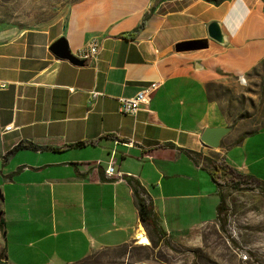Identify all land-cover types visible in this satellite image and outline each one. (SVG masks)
Here are the masks:
<instances>
[{"label": "crops", "instance_id": "1", "mask_svg": "<svg viewBox=\"0 0 264 264\" xmlns=\"http://www.w3.org/2000/svg\"><path fill=\"white\" fill-rule=\"evenodd\" d=\"M60 38L74 56L92 38L99 52L73 64L51 51ZM263 63L262 0H80L38 27L0 23L3 262L74 264L123 246L143 227L137 195L167 236L216 220L204 158L264 182V125L202 144L203 128L223 125L208 85ZM151 85L144 109L120 112Z\"/></svg>", "mask_w": 264, "mask_h": 264}, {"label": "rangeland", "instance_id": "2", "mask_svg": "<svg viewBox=\"0 0 264 264\" xmlns=\"http://www.w3.org/2000/svg\"><path fill=\"white\" fill-rule=\"evenodd\" d=\"M78 1L0 0V23L19 29L38 27L65 16ZM208 89L223 126L246 133L264 125V63L247 74L211 82ZM219 190L218 219L172 236L143 225L148 243L134 239L123 246L98 248L74 264H264V184L245 190L221 186ZM2 255L1 251L0 264H6Z\"/></svg>", "mask_w": 264, "mask_h": 264}, {"label": "trees", "instance_id": "3", "mask_svg": "<svg viewBox=\"0 0 264 264\" xmlns=\"http://www.w3.org/2000/svg\"><path fill=\"white\" fill-rule=\"evenodd\" d=\"M217 1H221V0H217ZM138 30L139 28L131 32H126L122 34V36L133 37L138 32ZM204 159H206L207 161L208 173L211 179L218 187L225 186L233 190H245V189L258 188L264 184V182L258 180L253 176L238 172L236 169L225 163L223 159H211L208 157ZM137 206L139 210L140 219L143 225L146 228H151V230L156 231L162 235H165V232L162 230L161 226L156 220V217L153 214L150 204L146 203V201L139 195H137ZM221 209H222V199L220 195V201L217 207L216 219H218V214L221 211ZM0 228L3 229V223L1 220H0Z\"/></svg>", "mask_w": 264, "mask_h": 264}, {"label": "built area", "instance_id": "4", "mask_svg": "<svg viewBox=\"0 0 264 264\" xmlns=\"http://www.w3.org/2000/svg\"><path fill=\"white\" fill-rule=\"evenodd\" d=\"M99 52V42L96 38H92L87 42V44L79 50L75 56L82 60H87L91 58H96ZM154 86L144 87L139 90L134 96L131 97H123L120 98V107L119 110L123 114H137L140 110L144 109L150 102L152 97V91ZM12 129L11 124H1L0 123V131H9ZM115 170V161H111L105 172L108 177L114 176ZM146 234V233H145ZM139 242V239H136Z\"/></svg>", "mask_w": 264, "mask_h": 264}, {"label": "water", "instance_id": "5", "mask_svg": "<svg viewBox=\"0 0 264 264\" xmlns=\"http://www.w3.org/2000/svg\"><path fill=\"white\" fill-rule=\"evenodd\" d=\"M208 36L212 39L221 42L223 40V35L220 31L219 25L216 21H211L207 26ZM51 51L59 58L66 59L73 64L81 65L84 60L74 56L67 45L64 38H60L55 41L51 46ZM231 130V126H209L203 128L200 134V141L202 144L210 147L217 148L219 146L221 138ZM1 198V191H0ZM1 262V261H0ZM144 264V263H140Z\"/></svg>", "mask_w": 264, "mask_h": 264}, {"label": "bare ground", "instance_id": "6", "mask_svg": "<svg viewBox=\"0 0 264 264\" xmlns=\"http://www.w3.org/2000/svg\"><path fill=\"white\" fill-rule=\"evenodd\" d=\"M136 237L139 239V243H148L144 229L141 226L137 229Z\"/></svg>", "mask_w": 264, "mask_h": 264}]
</instances>
